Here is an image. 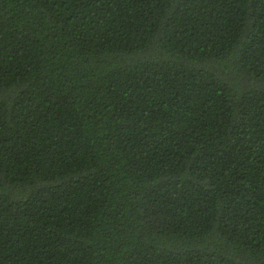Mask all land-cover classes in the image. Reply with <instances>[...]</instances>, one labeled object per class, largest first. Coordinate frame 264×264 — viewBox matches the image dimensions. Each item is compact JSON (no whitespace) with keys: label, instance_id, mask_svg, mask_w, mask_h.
Returning a JSON list of instances; mask_svg holds the SVG:
<instances>
[{"label":"trees","instance_id":"trees-1","mask_svg":"<svg viewBox=\"0 0 264 264\" xmlns=\"http://www.w3.org/2000/svg\"><path fill=\"white\" fill-rule=\"evenodd\" d=\"M0 264H264V0H0Z\"/></svg>","mask_w":264,"mask_h":264}]
</instances>
